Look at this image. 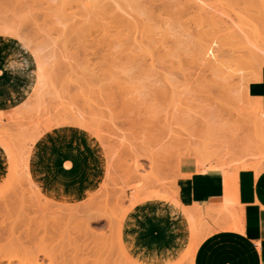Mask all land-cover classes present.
<instances>
[{
    "label": "rangeland",
    "instance_id": "1",
    "mask_svg": "<svg viewBox=\"0 0 264 264\" xmlns=\"http://www.w3.org/2000/svg\"><path fill=\"white\" fill-rule=\"evenodd\" d=\"M193 1L0 0L1 244L30 243L27 254L1 246L3 263L34 254L59 209L87 225L79 239L92 256L115 264H189L201 241L209 258L192 264H254L217 226L229 210L190 228L171 201H183L180 158L223 162L224 174L264 167V71L245 57L264 45V0H200L205 17ZM143 29L155 38L145 54L107 43ZM207 37L215 58L200 62Z\"/></svg>",
    "mask_w": 264,
    "mask_h": 264
},
{
    "label": "bare ground",
    "instance_id": "2",
    "mask_svg": "<svg viewBox=\"0 0 264 264\" xmlns=\"http://www.w3.org/2000/svg\"><path fill=\"white\" fill-rule=\"evenodd\" d=\"M198 1H200V0H197V1H193L194 3V6H195V4H197L198 5ZM203 1V0H202ZM197 2V3H196ZM200 3H202L201 1H200ZM200 3H199V5H198V7L197 6H195V8H197L198 10H199V13H201L202 11H203V13L205 12V7L204 6H200ZM203 4V3H202ZM206 4V3H205ZM204 4V5H205ZM209 4V3H208ZM204 7V8H203ZM261 7V6H260ZM89 8H91V7H89ZM95 8H97L96 6H95ZM99 8V7H98ZM208 10V9H207ZM95 11V10H94ZM209 11V10H208ZM197 14V13H196ZM195 14V17L197 16V17H199L198 16V14L196 15ZM202 14V13H201ZM205 15H206V13H204ZM204 14H202L204 17H205V15ZM211 14H213V12L211 13ZM211 16V15H210ZM115 17V18H114ZM116 17L117 16H115V15H113L112 16V19H116ZM111 18V17H110ZM211 18H212V16H211ZM119 18H117V22L116 23H119V24H122V25H124V24H126V26H131L132 24H131V22L129 21V20H123V19H120V20H118ZM203 19H205V18H203ZM208 19V18H207ZM114 20H111L112 21V23L115 25V21ZM201 20V19H200ZM206 20V19H205ZM212 20V19H211ZM114 21V22H113ZM129 21V22H128ZM197 21V20H196ZM213 21V20H212ZM79 22V21H78ZM203 22V21H202ZM215 23V22H214ZM213 23V24H214ZM78 24V23H77ZM206 24V23H205ZM212 24V25H213ZM203 25V24H202ZM121 26V25H120ZM213 26H215V25H213ZM218 26V25H217ZM229 26V25H228ZM74 26H72L71 28H73ZM195 27V26H194ZM219 27V26H218ZM223 27H225V26H223ZM239 27V26H238ZM91 28V27H90ZM195 28H197V32L198 31H200V28H199V26L198 27H195ZM204 28H206L205 30H207V26L205 27L204 26ZM220 28V27H219ZM218 28V29H219ZM217 29V30H218ZM223 29V28H222ZM228 29V28H227ZM71 30V29H70ZM144 30V29H143ZM143 30H140V31H133L129 36H126L125 38H122V39H119V40H114V41H109V42H107L108 44L109 43H113V47L115 46L114 45V43L116 42V43H118V44H116L117 46H119V45H121V46H125L124 47V51H126V50H131L130 48H136L137 49V46H138V49H139V47H141V50H140V52L142 51V53H143V49L144 48H146V46H144L145 44H147V42H151V43H153V42H155L154 41V39L155 38H151V37H153L152 35H153V33H152V31H150L151 33H149V31L147 32V30L145 29L144 31H145V33H142V31ZM196 30V29H195ZM220 30V29H219ZM75 31V30H74ZM226 31V30H225ZM231 31V30H230ZM234 31V29L231 31V32H233ZM242 29H239L238 28V31H236L235 33H236V35H235V33H231V35L229 34V36H231V37H237V39L240 41V39L242 38V36H241V33L243 32V33H245V31H242ZM86 31H84V33H85ZM135 32H137L136 33V35L137 36H133V35H135ZM209 32H211V31H209ZM215 32V31H214ZM222 32H224V31H222ZM200 33V32H199ZM206 33V32H205ZM211 33H213V32H211ZM226 33V32H225ZM229 33V32H228ZM227 33V34H228ZM145 34V35H144ZM149 34V35H148ZM152 34V35H151ZM223 34V33H222ZM147 35V36H146ZM194 35V34H193ZM201 35H204L203 33L201 34ZM201 35H199V36H201ZM221 35V34H220ZM244 35V34H243ZM149 36H151V37H149ZM198 36V37H199ZM224 36V35H223ZM147 37H149V39L150 40H148V38ZM214 37V36H213ZM213 37H211V39H208V37L206 38V42L204 41V43L203 44H200V45H198V48H197V55H198V59L200 60V62L202 61H204V62H212V61H210L209 59V55H212L213 56V51H212V49H211V43L213 42ZM225 37V36H224ZM222 38V37H221ZM244 38V37H243ZM146 40H148V41H146ZM152 40V41H151ZM157 40V39H156ZM208 40H210L209 41V43L207 42ZM212 40V41H211ZM243 42L245 41V40H242ZM198 41H196L195 43H197ZM159 43H160V41H159ZM242 43V42H241ZM154 44V43H153ZM164 44V43H163ZM162 43L160 44V45H163ZM262 44H264V42H262ZM148 45H149V43H148ZM257 45V44H256ZM255 45V46H256ZM105 46H107V45H105ZM109 46V45H108ZM166 46V45H165ZM165 46H160V48L162 49V50H164L165 49ZM240 46V45H239ZM110 48H112V46L110 45ZM109 48V49H110ZM143 48V49H142ZM147 48H148V46H147ZM146 48V49H147ZM151 48H153L154 49V46H151ZM164 48V49H163ZM261 48V49H260ZM262 48H264V45H260V46H258L257 45V49L256 48H254V50H249V51H247L248 53L245 55V57H248V58H251V60L252 59H255L254 61L255 62H257V69H256V75H259L262 71H264V49H262ZM138 49H137V51H138ZM156 47H155V51H156ZM256 49V50H255ZM149 50V49H148ZM158 50V49H157ZM160 50V49H159ZM158 50V51H159ZM153 51V50H152ZM133 52H134V50H133ZM147 52H149L148 54H149V57L151 56V51L149 50V51H147ZM147 52H146V54H147ZM160 52H161V50H160ZM240 52H241V50H240ZM135 53H137V52H135ZM142 53H140L141 55H142ZM243 53V52H242ZM143 54H145V53H143ZM147 54V55H148ZM153 54V53H152ZM157 54V53H156ZM156 54H154V56L156 55ZM160 54V53H159ZM158 54V55H159ZM166 54V53H165ZM137 55H139V54H137ZM146 55V56H147ZM240 55V54H239ZM140 56V55H139ZM145 56V55H144ZM157 56V55H156ZM141 57V56H140ZM240 56H238V58H239ZM152 58H153V56H152ZM152 58H150L151 59V61H153L152 60ZM215 57L213 56V59H214ZM129 59H132V61L134 60L132 57L131 58H129ZM137 59V58H136ZM138 60V59H137ZM257 60V61H256ZM139 61V60H138ZM147 61H149V60H147ZM150 62V61H149ZM152 63V62H151ZM150 63V64H151ZM249 64V63H248ZM152 65V64H151ZM11 67V66H10ZM11 69V68H10ZM87 70H88V68H87ZM89 71V70H88ZM85 72H87V71H85ZM82 74V73H81ZM90 74V73H89ZM90 77H91V75H89ZM26 81V80H25ZM85 81H87V80H85ZM9 149V148H8ZM199 156V155H198ZM200 157V156H199ZM208 159V158H207ZM207 159H206V157L205 156H203L199 161H198V168L197 169H199L200 171H198V173L196 172V174H194V175H191L190 177L189 176H187V177H185V179H183V185H182V189H183V201L182 202H179V201H171L172 202V204L174 205V207L176 208V209H178V212H179V214H180V216L183 218V220L185 221V224L188 226V227H192V225H193V223L195 222V220H196V217L198 216V217H204L203 215V211L200 209H192L191 208V206H190V203H189V189H188V186H189V182H190V180H191V178L193 177V176H212L211 174H209V173H206V171H208V170H223V165H222V163L223 162H216L215 164H209V166L207 167L206 165H208V162H210V161H207ZM25 161L27 160V159H24ZM23 164H24V162H23ZM26 164V163H25ZM262 164H264V162H262ZM259 164H256V165H252V168H247V166H246V164L244 163V164H242L241 163V168L242 169H251V170H254V172L256 173V174H258V173H260V172H262V171H264V167H262V166H258ZM24 166V165H23ZM27 166V165H26ZM25 166V167H26ZM249 166V165H248ZM27 168V167H26ZM228 170V169H227ZM241 170V169H240ZM28 172V171H27ZM221 173H223L222 171H221ZM236 174H237V172H236ZM236 174H234V177H233V185H234V179H235V177H236ZM221 175H223V174H221ZM25 176V175H24ZM27 176L29 177V173L27 174ZM214 176V175H213ZM215 176H216V174H215ZM30 178V177H29ZM28 179V178H27ZM248 181V180H247ZM243 184V183H242ZM235 186V185H234ZM23 190V189H22ZM24 191V190H23ZM22 194V193H21ZM14 195V194H13ZM1 196V195H0ZM15 196V195H14ZM191 197V196H190ZM0 199H2L1 197H0ZM18 199V198H17ZM11 200V199H10ZM5 202V201H4ZM231 202L229 201V199L227 198V197H225V200H224V205H223V207L221 208L222 210H226V208H228V205L230 204ZM10 204V203H9ZM171 204V203H170ZM11 205H12V203H11ZM14 205H16V204H14ZM28 205H29V203H28ZM14 207V206H13ZM31 207H32V205H31ZM46 207V206H45ZM49 209H48V208ZM45 209H48V210H51L50 209V207L49 206H47ZM16 209H19L18 208V205H17V208ZM45 209H43V210H45ZM208 209V208H207ZM15 210V209H14ZM20 210V209H19ZM19 210H16L15 211V214H14V216L16 215V212L18 211V212H20ZM28 210V209H27ZM35 210V209H34ZM62 210V209H61ZM11 211H13V210H11ZM11 211L9 210V214L8 215H10L11 214ZM52 211H54V209L52 210ZM66 211V210H65ZM76 211H78V210H76ZM74 212V213H79V212ZM192 211L194 212V213H192ZM227 211V210H226ZM17 212V213H18ZM33 212V211H32ZM43 211H41L40 212V214L42 213ZM57 212H58V214H57ZM67 212V211H66ZM69 212V211H68ZM66 213V215H65V212L63 211H59V209H58V211H57V209H56V213L55 214H57V215H55V216H53V219H52V216L51 215H49L51 212L49 211V214H48V212H47V214L49 215V216H51V217H47V219L49 218V220L50 221H48V224L46 223V224H44V225H41V226H39V228H40V230H41V232L43 231V233L42 234H45L46 235V237L45 238H47V239H45L44 240V238H43V236H45V235H43L41 238H43V239H40V237L36 240V238H35V240H36V242L38 243H35V244H37L36 246H35V249H36V253L35 252H31V253H28V254H32V253H34V254H32L31 256H28V255H26L27 253V251H25V249H24V247L26 248V246H24L23 245V243L24 242H26L25 240H27V239H25V240H23V239H21V240H23V242L21 243L20 241H19V239H18V237H16V239H18L17 241L15 240L14 241V237H13V240H12V238L11 239H9V241H8V249H7V247L6 246H3L2 244H1V241H2V232L0 231V249H2V247L4 248V250L6 249V250H18L19 249V247H21L20 249H22V252L23 253H26L25 254V256L27 257V260H26V258H25V256H24V260H23V262H21V261H18L19 259H16V261H18V262H16V264H111L112 263V261L113 260H111L110 262H109V260H107V258H102V256L101 257H99V256H96L95 254L96 253H94V255L95 256H92V254L91 253H89V251L88 250H95L96 248H87V247H89L90 246V244L88 245V243L85 245V243H86V241L85 240H80L79 239V236H81V235H83V234H81V231H82V233H86V230H88V229H86V230H84L83 229V226H85L86 224L84 223V222H82L83 224H85V225H81L82 223H75V221L74 222H71V219L69 220V218H70V213ZM7 212L5 211V212H3V215L4 214H6ZM13 213V212H12ZM23 213H24V211H23ZM29 213H31L30 212V210H29ZM38 213V212H37ZM53 213V212H52ZM51 213V214H52ZM237 213V212H236ZM22 214V213H21ZM19 215V216H22V215ZM33 214V213H32ZM31 214V215H32ZM43 214V213H42ZM3 215H1V216H3ZM7 215V216H8ZM18 215V214H17ZM26 214H24V216H25ZM52 215H54V214H52ZM69 215V216H68ZM12 216V215H11ZM13 216V217H14ZM18 216V217H19ZM23 216V217H24ZM43 216H44V214H43ZM42 216V217H43ZM76 216V215H75ZM33 217V216H32ZM4 218V217H3ZM15 218H17L16 216H15ZM26 218V217H25ZM8 219H10L11 220V222H12V219L11 218H8ZM19 219V218H18ZM205 219V218H204ZM203 219V220H204ZM2 220V219H1ZM23 220V219H22ZM33 220H34V218H33ZM3 221V220H2ZM5 221V220H4ZM38 221V220H37ZM47 221V220H46ZM69 221H70V223H69ZM199 221H201V220H199ZM10 222V223H11ZM31 222V221H30ZM7 223V222H6ZM9 223V222H8ZM12 223H16V222H12ZM12 223H11V225H12ZM21 223H22V221H21ZM25 223V222H24ZM27 223V222H26ZM39 223V222H38ZM207 222H205L204 224H206ZM36 224V223H35ZM35 224H33V226L35 225ZM40 224V223H39ZM89 224V223H88ZM110 224V223H109ZM1 225V224H0ZM10 225V224H9ZM9 225H8V227H9ZM10 225V226H11ZM14 225V224H13ZM29 226H30V224H28ZM26 226V225H25ZM72 226H73V231L72 230H70L69 228H71L72 229ZM87 226V225H86ZM193 226H196L195 224L193 225ZM11 227H13V226H11ZM9 228L8 230H7V234L9 235V236H12V234H14L13 233V231H16V230H13V228H16L15 226L13 227V228ZM36 227V226H35ZM4 228H6V227H4ZM27 228V227H26ZM25 228V229H26ZM37 228H38V225H37ZM39 228H38V230H39ZM18 229H19V227H17V231H18ZM28 229V228H27ZM192 229H194V228H192ZM37 229L35 228V231H36ZM37 230V231H38ZM69 230H70V232H72V238H71V236H69L68 234H70V232H69ZM83 230L85 231V232H83ZM186 230H187V228H186ZM46 231H48V232H46ZM75 234H74V233ZM187 232H188V230H187ZM16 233V232H15ZM20 233H23V232H20ZM46 233H48V235L46 234ZM30 234H32V233H30ZM41 234V233H40ZM20 235V234H19ZM18 235V236H19ZM24 235V234H23ZM22 235V236H23ZM36 234H34V236H35ZM73 235H76V236H73ZM85 235V234H84ZM92 235V234H91ZM21 236V235H20ZM28 236V235H27ZM48 236V237H47ZM85 236H87V235H85ZM25 237V236H24ZM23 237V238H24ZM70 237V238H69ZM82 237V236H81ZM94 237H95V235H94ZM9 238V237H8ZM21 238V237H20ZM83 238H84V236H83ZM91 238V237H90ZM95 238H97V237H95ZM33 239V238H32ZM97 239H100V237H98ZM34 240V241H35ZM88 240V239H87ZM91 240V239H90ZM96 240V239H95ZM79 241H81V243L79 242ZM82 241H84L85 243H83L82 244ZM97 242V241H96ZM19 243V244H18ZM80 243V244H79ZM171 243V242H170ZM26 244H28L27 242H26ZM30 244V243H29ZM28 244V245H29ZM135 244V243H134ZM5 245V244H4ZM88 245V246H87ZM92 245L93 244H91V247H92ZM104 245V244H103ZM2 246V247H1ZM87 246V247H86ZM99 247H102V245H98ZM105 246V245H104ZM29 247H30V245H29ZM32 247V246H31ZM95 247V246H94ZM135 247H137L136 245H135ZM10 248V249H9ZM16 248H18V249H16ZM86 248H87V251H88V254H90V255H88V256H86V252L87 251H85L86 250ZM19 249V250H20ZM34 249V250H35ZM100 249H103V248H100ZM104 249H105V247H104ZM115 249V248H114ZM137 249H138V247H137ZM164 249V248H163ZM25 251V252H24ZM97 251V250H96ZM105 251V250H104ZM107 251V250H106ZM257 251V250H256ZM21 253V250L20 251H18L17 253H14V254H18V253ZM29 252V251H28ZM90 252H92V251H90ZM192 252H194V250L192 251ZM259 251H257V253H258ZM22 253V254H23ZM10 254H12V255H14L13 254V252L12 253H10ZM10 254H9V256H10ZM99 254V253H98ZM97 254V255H98ZM102 254H107V256L106 257H112L113 255H112V252L111 251H107V252H103V253H100L99 255H102ZM24 255V254H23ZM112 255V256H111ZM3 256V255H2ZM20 256V255H19ZM115 256V255H114ZM129 256V255H128ZM191 256V262L189 263V264H192L193 263V253H191L190 255H189V257ZM259 256V255H258ZM260 257V256H259ZM2 258V257H1ZM4 258V257H3ZM12 258V257H11ZM114 258V257H113ZM129 258H131V257H129ZM128 258V263L127 264H133V262H131L130 261V259ZM252 258V257H251ZM258 258V257H257ZM261 258H264V257H262V255H261ZM260 258V259H261ZM8 259H10V258H8ZM14 259V258H13ZM115 259V258H114ZM253 259V263L254 264H259V262L255 259V258H252ZM3 260H5V259H2V260H0V264H14V261H12V260H6V262L5 263H3L4 261ZM126 261V260H125ZM133 261H136V260H133ZM137 262V261H136ZM262 262H264V261H262ZM115 263H117V262H113L112 264H115Z\"/></svg>",
    "mask_w": 264,
    "mask_h": 264
},
{
    "label": "crops",
    "instance_id": "3",
    "mask_svg": "<svg viewBox=\"0 0 264 264\" xmlns=\"http://www.w3.org/2000/svg\"><path fill=\"white\" fill-rule=\"evenodd\" d=\"M197 168L194 157L180 158L177 163L178 178L198 173L200 170ZM206 173L212 176H193L189 182L191 208L205 213L208 209L229 210L230 214L216 220L217 226L229 228L225 230L229 232L226 236L228 243L237 246L244 256L264 264V258H261V255L264 257V171L258 174L251 169L238 171L235 186V173L224 174L220 170H208ZM225 197L231 203L226 210H222ZM203 243L201 241L196 248L193 262L201 257L205 260L209 258Z\"/></svg>",
    "mask_w": 264,
    "mask_h": 264
}]
</instances>
